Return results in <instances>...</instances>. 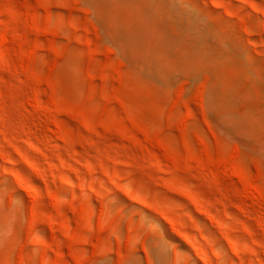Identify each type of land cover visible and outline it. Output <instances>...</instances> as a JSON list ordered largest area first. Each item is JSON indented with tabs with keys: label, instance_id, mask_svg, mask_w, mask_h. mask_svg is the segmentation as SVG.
<instances>
[{
	"label": "rangeland",
	"instance_id": "rangeland-1",
	"mask_svg": "<svg viewBox=\"0 0 264 264\" xmlns=\"http://www.w3.org/2000/svg\"><path fill=\"white\" fill-rule=\"evenodd\" d=\"M0 264H264V0H0Z\"/></svg>",
	"mask_w": 264,
	"mask_h": 264
},
{
	"label": "bare ground",
	"instance_id": "bare-ground-1",
	"mask_svg": "<svg viewBox=\"0 0 264 264\" xmlns=\"http://www.w3.org/2000/svg\"><path fill=\"white\" fill-rule=\"evenodd\" d=\"M199 258H200V256H199ZM201 259V258H200ZM201 261V260H200Z\"/></svg>",
	"mask_w": 264,
	"mask_h": 264
}]
</instances>
